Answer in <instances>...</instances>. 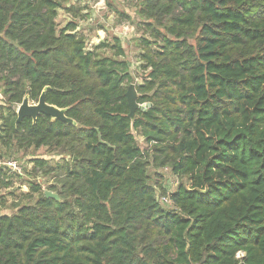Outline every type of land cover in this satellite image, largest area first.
Segmentation results:
<instances>
[{
	"label": "trees",
	"instance_id": "1",
	"mask_svg": "<svg viewBox=\"0 0 264 264\" xmlns=\"http://www.w3.org/2000/svg\"><path fill=\"white\" fill-rule=\"evenodd\" d=\"M64 5L0 0V107L50 86L79 124L0 113L6 147L62 154L31 159L59 200L34 180V202L0 213V264H264V0H142L153 40L135 86L150 105L134 119L120 37L89 49L78 21L58 27ZM153 166L189 180L173 208ZM12 179L0 168V190Z\"/></svg>",
	"mask_w": 264,
	"mask_h": 264
},
{
	"label": "rangeland",
	"instance_id": "2",
	"mask_svg": "<svg viewBox=\"0 0 264 264\" xmlns=\"http://www.w3.org/2000/svg\"><path fill=\"white\" fill-rule=\"evenodd\" d=\"M65 5L58 8L57 23L58 27L62 28L70 20H76L79 23L76 32L84 34L89 38V43H92V48L102 42L108 41L116 43L114 37L118 36L121 39L122 45L125 48L126 54L123 56L129 62L130 72L133 76V82L136 86L143 83L147 70L143 69V61L141 55L147 50V45L144 39L153 40L150 32L145 25L146 22L138 13L142 0H64ZM88 43V44H89ZM155 48V43L152 44ZM103 55L113 53L110 47L99 49ZM130 84H127V87ZM6 104L4 96L0 92V105ZM142 104V103H140ZM144 104V103H143ZM19 104H14L12 109H7L6 106L0 107V113L4 116L13 115L14 110H18ZM148 105H145L147 108ZM3 118L0 116V126ZM138 140L142 148H148V144L143 136L138 135ZM8 159L12 158L22 162L25 166L24 172L21 175H13L12 184L10 187H5L0 190V213L14 212V203H30L34 202L36 193H32L30 182L36 180L42 186V190H51V186L57 182L55 175H46L43 168L35 167L31 162L32 158H46L51 166H54L62 157L60 150H54L50 147L41 148H24L16 144L12 148H8L0 139V156ZM150 174L154 184H162L167 188L168 194L177 190L182 182L189 183L187 178H181L175 175L170 168H155L150 167ZM158 173L161 176L156 175ZM52 191V190H51ZM15 193V195H14ZM159 199L162 197L158 190ZM32 194V195H31ZM30 195V197H27ZM60 197V196H59ZM161 200V199H160ZM165 207L173 208L172 204L164 203Z\"/></svg>",
	"mask_w": 264,
	"mask_h": 264
},
{
	"label": "water",
	"instance_id": "3",
	"mask_svg": "<svg viewBox=\"0 0 264 264\" xmlns=\"http://www.w3.org/2000/svg\"><path fill=\"white\" fill-rule=\"evenodd\" d=\"M49 88L50 86L44 87L38 101H32L29 94L25 95L17 110V123L21 122L25 117H30L36 122L40 114H45L50 116L52 120L60 119L69 124L79 125L74 118L67 115L70 107H60L47 101V90ZM126 96L130 105L129 117L131 119L135 118L138 109L146 110L145 105H150L148 103L140 104L137 101L138 93L134 83L129 85ZM45 195L60 199L59 194L51 190H46Z\"/></svg>",
	"mask_w": 264,
	"mask_h": 264
},
{
	"label": "built area",
	"instance_id": "4",
	"mask_svg": "<svg viewBox=\"0 0 264 264\" xmlns=\"http://www.w3.org/2000/svg\"><path fill=\"white\" fill-rule=\"evenodd\" d=\"M88 46L91 47L92 43H89ZM0 168L8 171V173L11 175L17 176V175H21L24 172L25 166L22 162L18 160L12 158L6 159L4 156H0ZM160 199L162 203L173 205V201L172 198L170 197V193L167 194L166 196H162Z\"/></svg>",
	"mask_w": 264,
	"mask_h": 264
}]
</instances>
